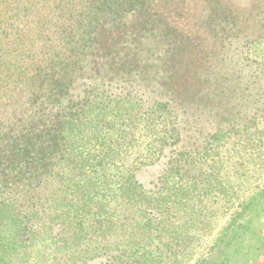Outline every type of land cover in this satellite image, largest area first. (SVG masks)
Wrapping results in <instances>:
<instances>
[{
  "label": "rangeland",
  "instance_id": "1",
  "mask_svg": "<svg viewBox=\"0 0 264 264\" xmlns=\"http://www.w3.org/2000/svg\"><path fill=\"white\" fill-rule=\"evenodd\" d=\"M52 1L0 0V99L20 87V57L45 40ZM239 48L243 128L205 148L191 146L195 134L161 152L162 110L95 90L66 125L72 168L50 185L67 197L37 212L0 200V264H264V35Z\"/></svg>",
  "mask_w": 264,
  "mask_h": 264
},
{
  "label": "trees",
  "instance_id": "2",
  "mask_svg": "<svg viewBox=\"0 0 264 264\" xmlns=\"http://www.w3.org/2000/svg\"><path fill=\"white\" fill-rule=\"evenodd\" d=\"M66 1H52L45 40L20 57V87L0 99V200L37 212L67 197L50 185L72 168L66 125L86 114L95 90L120 92L154 117L162 110L161 152L195 134L191 146L205 148L243 128L233 108L244 66L233 57L264 35L259 0Z\"/></svg>",
  "mask_w": 264,
  "mask_h": 264
}]
</instances>
